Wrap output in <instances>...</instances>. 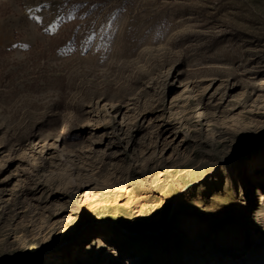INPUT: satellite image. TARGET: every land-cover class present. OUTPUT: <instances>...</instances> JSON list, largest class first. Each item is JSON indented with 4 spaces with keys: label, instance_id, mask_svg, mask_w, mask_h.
Masks as SVG:
<instances>
[{
    "label": "rangeland",
    "instance_id": "rangeland-1",
    "mask_svg": "<svg viewBox=\"0 0 264 264\" xmlns=\"http://www.w3.org/2000/svg\"><path fill=\"white\" fill-rule=\"evenodd\" d=\"M263 192L264 0H0V264H264Z\"/></svg>",
    "mask_w": 264,
    "mask_h": 264
},
{
    "label": "snow or ice",
    "instance_id": "snow-or-ice-1",
    "mask_svg": "<svg viewBox=\"0 0 264 264\" xmlns=\"http://www.w3.org/2000/svg\"><path fill=\"white\" fill-rule=\"evenodd\" d=\"M35 19L40 21L41 17L37 16V17H35ZM53 27H55V25H53ZM232 179H233V181H235L234 177ZM245 195H248L247 189L245 191ZM259 207H262V206L257 202L256 198L253 197L252 201L250 203V206H249V212L250 213L255 212V210ZM96 237H99V240L96 243H92V245H91L92 248L98 247L99 250L108 252L109 255L114 256V257H116L118 255L119 249L117 248V246L112 244V241L110 239H108L102 232H99V231L96 232L95 236L92 239H95ZM109 244H112V248L116 250L115 252H113L111 249L108 248Z\"/></svg>",
    "mask_w": 264,
    "mask_h": 264
},
{
    "label": "bare ground",
    "instance_id": "bare-ground-1",
    "mask_svg": "<svg viewBox=\"0 0 264 264\" xmlns=\"http://www.w3.org/2000/svg\"><path fill=\"white\" fill-rule=\"evenodd\" d=\"M262 199L264 201V192H263V195H262ZM185 230L188 228V227H183ZM189 229V228H188ZM99 240V239H98Z\"/></svg>",
    "mask_w": 264,
    "mask_h": 264
}]
</instances>
